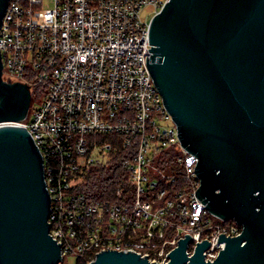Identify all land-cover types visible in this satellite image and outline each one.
Returning a JSON list of instances; mask_svg holds the SVG:
<instances>
[{
  "label": "built area",
  "instance_id": "1",
  "mask_svg": "<svg viewBox=\"0 0 264 264\" xmlns=\"http://www.w3.org/2000/svg\"><path fill=\"white\" fill-rule=\"evenodd\" d=\"M167 1H9L2 76L29 84L32 101L24 120L0 126L27 128L41 152L59 264L66 255L91 264L109 249L167 263L186 234L189 256L207 239L205 259L214 261L226 245L219 234L242 233L198 198L199 159L182 144L147 63L150 22ZM117 156L126 176L110 196L79 190Z\"/></svg>",
  "mask_w": 264,
  "mask_h": 264
},
{
  "label": "water",
  "instance_id": "2",
  "mask_svg": "<svg viewBox=\"0 0 264 264\" xmlns=\"http://www.w3.org/2000/svg\"><path fill=\"white\" fill-rule=\"evenodd\" d=\"M10 0H0V27ZM147 63L182 144L196 154V194L213 213L243 226L214 261L211 243L186 234L167 263L137 252H99L91 264H264V0H169L152 17ZM0 122L29 112V84L3 79ZM43 157L29 130L0 126V264H59L51 234Z\"/></svg>",
  "mask_w": 264,
  "mask_h": 264
},
{
  "label": "trees",
  "instance_id": "3",
  "mask_svg": "<svg viewBox=\"0 0 264 264\" xmlns=\"http://www.w3.org/2000/svg\"><path fill=\"white\" fill-rule=\"evenodd\" d=\"M168 152H172L169 150ZM176 153L171 155L172 160L175 158ZM175 160V159H174ZM121 158L117 156L111 164L107 166H98L91 169L87 174L84 183L79 187V190L91 197H106L110 196L118 184L126 176V173L121 162ZM177 163L174 161V169Z\"/></svg>",
  "mask_w": 264,
  "mask_h": 264
},
{
  "label": "rangeland",
  "instance_id": "4",
  "mask_svg": "<svg viewBox=\"0 0 264 264\" xmlns=\"http://www.w3.org/2000/svg\"><path fill=\"white\" fill-rule=\"evenodd\" d=\"M150 10V9H149ZM148 12V8L144 9V15ZM37 98V97H36ZM38 102H40L42 100V97H38ZM66 264H76V257L75 256H69L66 255Z\"/></svg>",
  "mask_w": 264,
  "mask_h": 264
}]
</instances>
